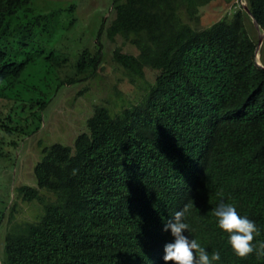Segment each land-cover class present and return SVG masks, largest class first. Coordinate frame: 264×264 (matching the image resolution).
<instances>
[{
	"label": "trees",
	"instance_id": "1",
	"mask_svg": "<svg viewBox=\"0 0 264 264\" xmlns=\"http://www.w3.org/2000/svg\"><path fill=\"white\" fill-rule=\"evenodd\" d=\"M239 1L113 0L112 18L104 19L97 40L131 41L138 54L118 48L115 60L134 78L145 79L151 69L155 80L142 101L117 114L96 105L74 145L43 148L35 185L15 190L40 202L43 213L7 232L5 264H165L163 249L174 237L164 225L185 205L184 235L209 255L219 252L213 264H264L255 254L237 257L212 215L221 202L234 205L259 229L254 243L264 242V64L255 36L264 32V0H243L249 10L242 5L202 29L181 14L184 6L195 17L205 5ZM55 15L37 12L34 0H0V127L6 132L26 136L40 129L53 79L57 92L101 68L103 49H84L75 71L63 73L69 54L57 51V42L45 43ZM263 48L264 41L260 53ZM29 93L36 97H23ZM6 107L31 109L34 122L19 123L11 112L2 118ZM1 149L2 141L0 155ZM15 194L0 198V230L14 217Z\"/></svg>",
	"mask_w": 264,
	"mask_h": 264
},
{
	"label": "rangeland",
	"instance_id": "2",
	"mask_svg": "<svg viewBox=\"0 0 264 264\" xmlns=\"http://www.w3.org/2000/svg\"><path fill=\"white\" fill-rule=\"evenodd\" d=\"M239 2L238 6L225 2L205 5L195 17H191L184 6L181 14L184 21L202 29L215 21L232 16L236 9L246 4L243 0ZM34 5L39 13H56L52 34L45 37V43L51 47L57 42L56 50L69 54L70 60L62 68L64 74L75 71L76 61L84 49L95 53L102 48L104 60L98 74L87 82L66 84L56 92L58 77L57 80L53 79V88L49 90L53 99L43 114L40 129L36 132L21 136L6 132L0 127L3 147L0 155V198L3 199L9 193L14 197L16 188L21 185H35L34 168L43 156V148L57 142L74 145L77 136L87 131V120L93 115L96 105H106L117 114L142 101L147 95L150 83L156 77V72L147 69L145 79L134 78L115 60L114 52L118 48L127 53L138 54V49L131 41L122 36H117L114 40L103 36L101 42L97 40L104 19L112 18L113 0H34ZM248 24L251 32L256 34L253 23L249 21ZM263 35L264 32L255 36L259 38ZM260 51L258 60L260 64H264V48L261 53ZM23 97L29 99L36 97V94H23ZM3 111L2 118L11 112L22 124L27 119L33 121L35 118L29 108L25 110L23 107H6ZM13 205V219L8 217L0 230V264H5V239L10 228L18 222L36 220L43 213L40 202L25 201L16 194ZM10 212L11 210L8 211L9 215Z\"/></svg>",
	"mask_w": 264,
	"mask_h": 264
},
{
	"label": "clouds",
	"instance_id": "3",
	"mask_svg": "<svg viewBox=\"0 0 264 264\" xmlns=\"http://www.w3.org/2000/svg\"><path fill=\"white\" fill-rule=\"evenodd\" d=\"M190 205L174 213L165 225L164 231H170L174 242L164 246L163 260L165 264H213L221 259L219 252L211 255L194 238L185 236L189 225L184 222L185 213ZM212 215L217 218V226L228 234V245L235 255L241 259L255 254L257 258L264 257V242L254 243L259 229L255 222L247 216H241L236 207L230 203L221 202L213 209Z\"/></svg>",
	"mask_w": 264,
	"mask_h": 264
},
{
	"label": "water",
	"instance_id": "4",
	"mask_svg": "<svg viewBox=\"0 0 264 264\" xmlns=\"http://www.w3.org/2000/svg\"><path fill=\"white\" fill-rule=\"evenodd\" d=\"M245 6H246V9L249 10V8L247 7L246 4H245ZM256 25H257V28L260 29V25H259L257 22H256ZM263 41H264V35L261 36V38H260V43H259V47H258V52L260 51V48H261V46H262Z\"/></svg>",
	"mask_w": 264,
	"mask_h": 264
}]
</instances>
